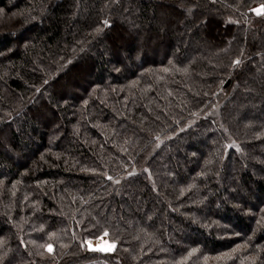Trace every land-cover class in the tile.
<instances>
[{
  "label": "trees",
  "instance_id": "1",
  "mask_svg": "<svg viewBox=\"0 0 264 264\" xmlns=\"http://www.w3.org/2000/svg\"><path fill=\"white\" fill-rule=\"evenodd\" d=\"M252 103L264 0H0V264H264Z\"/></svg>",
  "mask_w": 264,
  "mask_h": 264
},
{
  "label": "rangeland",
  "instance_id": "2",
  "mask_svg": "<svg viewBox=\"0 0 264 264\" xmlns=\"http://www.w3.org/2000/svg\"><path fill=\"white\" fill-rule=\"evenodd\" d=\"M262 10V8L260 7V6H257V7H255L254 8V11L256 12V13H258V12H260ZM137 24H134V25H132V27L133 26H136ZM17 26V23H15V24H11V25H8V27L11 29V28H14V27H16ZM178 36L181 38L182 36H184V34H181V33H179L178 34ZM181 39H179V42H178V44H181ZM197 50H198V43H193L192 45H190L189 46V53H193V54H195V53H197ZM123 63H125V62H123ZM260 105H258V103L256 104V103H252L251 104V108H252V110L249 112V116H256L255 114H257V110H259V109H264V107L263 106H260ZM254 113V114H253ZM195 142V141H194ZM201 147V146H200ZM6 148V149H5ZM4 149H5V152H6V154H8L9 152H8V148H7V146L5 147L4 146ZM213 151H215V150H213ZM185 152V151H184ZM184 154V153H183ZM184 159H185V155H183L182 156ZM183 158H174L173 160L171 159V163H173L172 165H175V164H178L179 162H181L182 161V159ZM251 188H252V186H250ZM250 195L251 194H254V191L251 189L250 191ZM243 195H247V193H242ZM87 241H91V246H89L86 242ZM85 243H86V245H87V247L88 248H91V249H101V248H107L109 245H113V243H111L109 240H108V238L106 237V235H104V234H100V235H98V236H96V237H93V238H87L86 240H85Z\"/></svg>",
  "mask_w": 264,
  "mask_h": 264
},
{
  "label": "snow or ice",
  "instance_id": "3",
  "mask_svg": "<svg viewBox=\"0 0 264 264\" xmlns=\"http://www.w3.org/2000/svg\"><path fill=\"white\" fill-rule=\"evenodd\" d=\"M236 63H239V61H237ZM108 179H111V177H109ZM104 235H107V233H105ZM86 243L89 246H91V241H87ZM114 247H115L114 245H109L107 248H101L99 250H102V251H111ZM47 250L49 252H52L53 251L52 246L51 245H48Z\"/></svg>",
  "mask_w": 264,
  "mask_h": 264
}]
</instances>
